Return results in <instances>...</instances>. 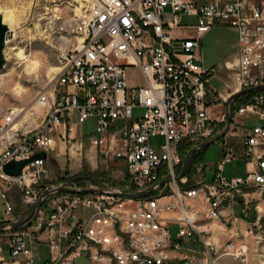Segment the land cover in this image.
<instances>
[{"label":"built area","instance_id":"2783aa9c","mask_svg":"<svg viewBox=\"0 0 264 264\" xmlns=\"http://www.w3.org/2000/svg\"><path fill=\"white\" fill-rule=\"evenodd\" d=\"M218 26L238 36L235 57L225 62L234 81L225 94L212 81L218 69H206L201 57L203 37ZM74 33L78 40L59 52L54 87L0 116V264H38L33 245L43 234L51 253L45 264H77L85 256L96 264H174L184 243L198 238L211 254L210 223L233 224V206L249 204L250 187L264 198V90H257L264 88V0H85ZM132 67L144 85L129 83ZM243 91L230 107L228 147L215 178L206 181L199 166L203 180L183 188L190 178L177 179L186 155L225 131L226 103ZM89 119L95 134L81 136ZM238 139L257 169L229 179L223 168L237 157ZM59 140L70 157H82L88 144L95 161L126 167L129 187L53 194L28 228L14 230L54 189L49 164ZM41 152L48 157L20 175L5 171ZM164 180L171 181L157 187ZM149 189L139 198L120 196ZM79 208L94 213L79 219Z\"/></svg>","mask_w":264,"mask_h":264},{"label":"rangeland","instance_id":"374dc122","mask_svg":"<svg viewBox=\"0 0 264 264\" xmlns=\"http://www.w3.org/2000/svg\"><path fill=\"white\" fill-rule=\"evenodd\" d=\"M80 6L72 0H0V11L11 12L15 23L12 26L14 40L6 44L3 52L6 65L0 71V116L8 108L30 104L40 91L54 87L56 76L60 72L59 52L70 47V40H78L74 27L81 14ZM193 22L185 18V24ZM237 40V33L232 29L218 26L209 31L201 42L203 65L206 69H218L212 81L222 94L234 83L225 62L234 59ZM33 62L38 63V68L31 73L27 69ZM129 83L144 85L137 68L132 67L129 70ZM19 85L24 87L21 95L15 92ZM94 131L95 120L89 119L80 127L79 133L81 136H92ZM238 141L241 143L238 147L243 146L242 140ZM84 149L82 157H70L65 149H59L52 154L49 182L54 188L101 190L111 186L127 191L129 183L126 167L118 162H107L102 157L93 162L89 145L85 144ZM221 151L222 146L212 144L204 156L205 164H200L202 167H208V182H212L215 175L214 169H210L223 159ZM203 170L205 173L204 168ZM248 170L247 160L229 159L223 168V175L229 179H244ZM191 174L194 183L204 178L203 172L198 170L196 164L192 167ZM249 200L251 210L247 220L251 221L264 207L259 210V207H253L257 204L256 199L250 197ZM92 214L93 212L88 211L86 217ZM262 214L259 223L250 227L244 234L240 230L236 231L239 235L232 232V228H236L234 224L229 226L221 221L211 222L210 225L214 228L205 238V241L212 244L211 254L206 249L205 242L199 238L189 240L184 243L174 264H264V213ZM236 216L241 218L238 213ZM4 218V201L0 198V220ZM173 231L176 236L178 227H174ZM231 244H234V249L230 247ZM77 264L87 262L84 258H79Z\"/></svg>","mask_w":264,"mask_h":264},{"label":"water","instance_id":"95a60500","mask_svg":"<svg viewBox=\"0 0 264 264\" xmlns=\"http://www.w3.org/2000/svg\"><path fill=\"white\" fill-rule=\"evenodd\" d=\"M11 36V30L10 27L3 22V15L0 12V71L5 67L6 65V59H5V55L3 54L4 52V48L7 44V38ZM257 90H264V88H258ZM256 90V91H257ZM248 91H243L242 93L239 94H235L233 95L226 103V111L228 113V118H227V124L225 127V131L219 135L216 138L211 139L210 141L204 142L202 144H200L199 146L195 147L194 149H192L188 155L186 156V158L184 159V163L182 166V170L180 173V176L178 177L177 181H180L181 178L185 177L188 173L190 164H191V159L192 157L196 154V152L200 151V150H204L207 149L209 147H211L212 144L215 143H221L223 145H225L226 143V137L227 134L230 132L231 128V123H232V113L230 112V107L232 105L233 102H235L236 100H238L240 97H242V94L247 93ZM250 92H254V91H250ZM48 156L45 152H41L39 154L36 155V157L32 158L31 160H22L20 162H15L12 161L10 163H8L7 165H5V171L13 176H18L21 174L22 170L26 167V165H28L29 163L36 161V159H46ZM171 180H164L163 182L157 184V187H162L165 186V184L169 183ZM151 189L147 190V191H143V192H136L133 194L130 193H125L122 192L120 193V196L123 197H127V198H139L142 196H145L146 194L149 193ZM103 192V190L101 189H85V190H80V189H75V188H67V187H56L54 188L51 192L45 194L42 197V200L38 203V205L34 208V210L32 211L31 215L29 217H27L26 219L22 220V222L17 223V224H13V229L14 230H22V229H26L30 226L31 221L33 219H35V212L38 210V207L40 206V204L42 203V201L46 198H49L50 196H53V194H80V195H85V194H101Z\"/></svg>","mask_w":264,"mask_h":264},{"label":"crops","instance_id":"0c3cea01","mask_svg":"<svg viewBox=\"0 0 264 264\" xmlns=\"http://www.w3.org/2000/svg\"><path fill=\"white\" fill-rule=\"evenodd\" d=\"M79 131H80V128L78 129L77 133H79ZM230 139H229V141H230ZM58 143H59L60 148L62 150H64V145L62 144V142H60V140H59ZM215 144H218V145L222 146L221 156L222 155L224 156V153H225V151L227 150V147H228L226 145V143H225V145H223L221 143H215ZM207 150H208V148L196 152V161H197L196 162V166L197 167L201 166L200 164H205L204 156H206ZM235 151L237 153V157L234 158V159H243V160L245 159V160H247L243 156V152H244V147L243 146H239V147L236 146L235 147ZM258 153H264V149H259ZM93 162H95V160H93ZM247 163H248V166H249V170L247 171V175H248V173L250 171H253V170L257 169V163L256 162H250L249 160H247ZM216 165L213 166L212 169H210V171H212L214 169L213 171H215V175L217 173ZM204 167H206L205 176H206V179H207V174H208V170L207 169H208V167L207 166H204ZM246 192H247V197H248V203L249 204H250L249 198L252 197V198H255L256 202H257V204H255L253 207H255V208L259 207V209L261 207H264V198H263L262 195H260L257 191H254V189L252 187L248 188L246 190ZM249 204L247 206H245V207L242 204V202H237L236 204H234L233 208H234V212H235V215H234L235 221L233 222V224L236 225V228H232V232H234V234L239 235V233L236 232L238 230H240L241 233L244 234L250 227H253V226L257 225L259 223V221L261 220V218L263 217L262 212L258 214L257 211H255V213H257L256 217H254L253 220H251V221L247 220L248 213L251 210V208L249 207ZM88 211L93 212L92 209H86L85 210L83 208H79L77 210V212H76L77 213V217L79 219L86 220L87 218H89V217H86V214L88 213ZM229 211H230V209H226L225 212H224V215H228ZM236 213H238V215L241 218H238L236 216ZM239 221H241V222H239ZM233 224H231V225H233ZM212 228H214V227L212 226ZM66 244H67V241H64L63 245H66ZM33 246L35 248V257H36V262H38V264H45V263L50 262L51 253H50V248H49V245H48V237H47L46 234H43L39 238V240L34 243ZM83 258L86 260L87 264H95V263H92L90 260H88V257L85 256ZM107 264H110V263H107Z\"/></svg>","mask_w":264,"mask_h":264},{"label":"bare ground","instance_id":"6f19581e","mask_svg":"<svg viewBox=\"0 0 264 264\" xmlns=\"http://www.w3.org/2000/svg\"><path fill=\"white\" fill-rule=\"evenodd\" d=\"M72 1L77 3L78 5H81L80 8L82 10V7H83V4L85 3V0H72ZM2 15H3V22L6 23L10 27V30H11V36L7 38L8 39L7 43H10L14 40V37H15L14 30L12 28V26L15 24L14 18H13V15L11 12H3ZM18 54L21 56H24V55H22V53H18ZM37 68H38V63L33 62V64L30 67H28L27 70L31 73H34V71H36ZM23 91H24V87H22L20 85L17 86V88L15 89V92L17 95H21Z\"/></svg>","mask_w":264,"mask_h":264},{"label":"trees","instance_id":"16d2710c","mask_svg":"<svg viewBox=\"0 0 264 264\" xmlns=\"http://www.w3.org/2000/svg\"><path fill=\"white\" fill-rule=\"evenodd\" d=\"M187 156V155H186ZM196 154L192 157V159H191V164H190V169L188 170L189 172L187 173V176L190 178V181H189V183L188 184H186V185H182V187L183 188H188V187H192V186H195L196 185V183H194L193 182V179H194V177L192 176V174H191V170H192V167L194 166V164H196Z\"/></svg>","mask_w":264,"mask_h":264}]
</instances>
